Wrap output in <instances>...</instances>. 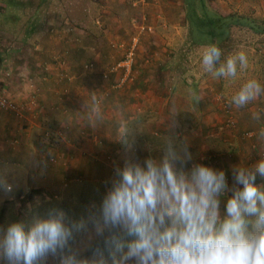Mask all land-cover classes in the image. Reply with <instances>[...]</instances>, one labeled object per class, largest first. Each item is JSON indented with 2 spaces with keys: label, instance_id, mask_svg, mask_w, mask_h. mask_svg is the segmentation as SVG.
<instances>
[{
  "label": "crops",
  "instance_id": "crops-1",
  "mask_svg": "<svg viewBox=\"0 0 264 264\" xmlns=\"http://www.w3.org/2000/svg\"><path fill=\"white\" fill-rule=\"evenodd\" d=\"M116 1L117 26L112 36L117 37V43L129 33L130 26L125 25V20L128 22L137 11L146 9L153 23L152 32L141 37L133 83L111 90L110 83L99 77L110 61L106 41L111 36H98L93 42L98 46L89 48L81 44L88 43L89 38L81 36L83 42L79 44L76 34L64 28L59 37L40 34L39 50L29 53L31 72L35 75L32 86L19 77L17 64L9 68L6 80L9 94L18 102L32 97L33 105L15 114L19 119L11 121L1 118L0 111V172L6 174L0 175V180L5 181L0 184V227L20 222L27 231L35 218H45L53 209L63 210L70 222L86 216L88 205L99 201L104 181L113 173H104L103 169L122 162L124 146L116 140L120 122H126L134 133L141 159L148 155V149L158 153L169 136L192 142L197 126V133L205 136L202 144H194L190 151L199 157L196 149L200 150L201 145L202 149L209 132L215 130L214 120L222 118L218 106L221 103L215 96L222 93L218 92L220 79L205 72L201 63L206 44H192L183 32L185 0ZM236 1L244 4L243 0ZM261 3L264 6V0ZM1 47L0 60L5 55ZM120 53L117 44V57ZM87 61L96 64L94 71L83 68ZM93 95L101 109L99 119L91 112ZM222 99L227 100L224 96ZM46 128L53 129L47 136ZM84 134L106 136L102 144L96 138L88 141ZM241 161L244 167L247 160ZM81 169L96 173H79ZM227 180L230 186L233 179L227 176ZM8 183L11 191L3 188ZM255 183L261 185L264 179L258 177ZM224 210L222 199V213ZM132 239L124 237L125 243ZM79 241L77 235L73 246ZM85 255L91 256V252ZM0 264L7 262L2 260ZM48 264H56L55 259L50 256Z\"/></svg>",
  "mask_w": 264,
  "mask_h": 264
},
{
  "label": "clouds",
  "instance_id": "clouds-1",
  "mask_svg": "<svg viewBox=\"0 0 264 264\" xmlns=\"http://www.w3.org/2000/svg\"><path fill=\"white\" fill-rule=\"evenodd\" d=\"M221 57L216 44L204 46L203 70L215 78H235L238 66L241 71L248 66L243 51ZM262 92L256 79H248L230 104L244 108ZM91 100L92 115L99 119V102L95 95ZM252 117L259 121L261 113ZM117 131L122 162L114 165L86 216L70 222L63 210L53 209L27 231L20 222L0 227V259L7 264H48L50 256L56 264H264V184L255 183L257 174L264 179V149L252 167L232 168L230 187L225 171L201 162L203 156L198 161L182 139L169 136L158 153L148 149L141 159L127 123L120 122ZM257 135L264 141V127ZM77 235L79 244L73 246ZM125 236L134 239L125 243Z\"/></svg>",
  "mask_w": 264,
  "mask_h": 264
},
{
  "label": "rangeland",
  "instance_id": "rangeland-1",
  "mask_svg": "<svg viewBox=\"0 0 264 264\" xmlns=\"http://www.w3.org/2000/svg\"><path fill=\"white\" fill-rule=\"evenodd\" d=\"M20 2H22L24 6L20 7L19 9L17 7L10 8V10H8L7 7L5 8L6 10L0 8V22L4 18H8L6 19L4 26L5 32L3 31L2 36L4 44L1 47L5 55H2L3 58L0 60V64H4L8 68L14 66V64H17L20 70L18 72L19 74L17 72L16 73L19 75V77L22 76L21 78H23L27 84L31 83L35 78V75L32 74L33 71L31 72L30 68L32 56L29 53H31V51L33 52L39 50L37 48H39L40 39L38 38L40 37V34H51L53 37H59L58 35L62 33L61 29L63 27L66 32L70 34H76V37L78 38L77 43L79 42V44L83 42L81 41V36H84V38H89L90 41L88 43H81L84 46H88L89 48L98 46L97 42L95 44L93 43L96 41L98 36H111L110 39L106 41L108 43L106 46L108 47L107 49L109 51L107 56H110V61L104 65L102 68L104 70V68H108L109 65L113 64L121 57L123 48L120 45L125 44L131 34L136 32L135 28L132 26L133 18H141L144 15L147 22L146 24L150 23L149 25H153V23L151 24L150 22V14L148 13V16L146 14V9H144V11H137V14L130 16L128 22L125 20V25L130 26L129 33L128 35H123L124 38L121 37V40H119L117 43V37L112 36L114 35L112 33H114L115 26H117L116 0H62L61 8L58 7L59 5L48 7L45 11L41 10L42 15L40 11L35 10L36 0H22ZM0 3L4 2H1L0 0ZM243 3V5L239 4L236 0H202L205 16H216L218 14L222 15L228 13H233L236 17L251 16L253 19H250L252 21L251 23H253L255 26L257 25L256 27L259 29L256 31L244 19L239 18H237V21L229 26L227 34H231L233 36L232 41L235 43V49L232 50L228 55H234L240 51H243L247 56L248 66L243 71H241L238 66L237 76L234 78V81L228 80V82L225 83L221 81L218 82L220 85L223 83L222 85L224 86L223 91H221V87L218 90V92L222 93L215 94L217 102L221 103L218 106H220L219 113L221 114L219 115H222L220 116L222 118L219 119L218 117L214 120L216 122V124H214L215 130L209 132L208 135L210 136L205 138L203 142V148L201 149V145L200 150L196 149V153H199V157L194 155L198 159L203 156V161L207 162V165H210L216 169H223L229 179H233L232 168L239 165L241 167V159L244 161L247 160V164H250H244V167L250 168L260 159V154L262 149H264V141H260L257 135L258 129L260 127H264V92H262L257 100L240 109H237L232 104H230V99L228 96V94H231L238 85L240 87V84L245 83L248 79H256L261 84V87L264 88V35L259 33V31L264 32V6L261 3V0H243ZM185 9L186 8L183 6L182 12L184 17L181 19V23L182 27L184 28L183 32L186 33V37L188 39L189 25L188 22H186L187 19ZM202 14L203 13H200V15ZM257 18L259 19V22H257ZM68 19L73 24L80 26V28L82 27L85 33L77 32L71 29L69 30L68 26H66L64 24L65 22H63ZM150 32L143 33L142 36L149 35ZM189 37L191 42H193L196 39V32H192V35ZM258 43L262 45H258ZM117 44H119L121 49V53L118 55V57ZM101 46H104V44H101ZM139 51L140 48H138L136 58ZM18 56H20V58H18ZM59 60L60 64H63L62 58ZM86 65H90V67H86ZM83 68L85 70L92 69V71H94L96 69V64L92 63V61H87L84 62ZM20 73L24 75H21ZM99 74V77L101 78L103 74L102 71L99 72ZM115 77L116 75L111 74L107 80H104L110 83L115 79ZM62 79L64 80V78ZM109 87L111 90H117V88H112L110 85ZM218 94H220L221 97H219ZM222 96H224V98L227 100H223ZM0 111L3 112V114H1V118H8L10 121L13 119L16 120V118L19 119V117H17L13 112H6L4 110ZM253 112H260L261 120H254L252 117ZM206 122H209V120H206ZM206 122L205 124H207ZM51 130L53 131V129L50 128L44 129V135L47 136L46 132L50 133ZM195 131L196 133L191 136V139L194 142H190L189 140L190 147L194 146V144H200L203 140V137L205 136L202 135L201 137V134L197 133V126ZM199 131L200 130H198V132ZM246 131H252L253 135H246ZM212 134L215 137H213ZM84 136L88 141L91 139L92 142L94 138H96L97 142L100 139L101 143L103 144L104 137L106 135L84 134ZM64 137L70 138L68 135H65ZM186 137L189 136L187 135ZM110 138H114V135ZM110 138L108 140H110ZM69 140L73 142L74 138L72 137ZM191 152L193 154L195 153L194 151ZM111 171L113 172V168L110 167L103 169L104 173H111ZM79 173L85 174L96 172H93L92 170L85 171L81 169V172ZM3 174L4 173L0 172V175ZM76 176L82 175L77 174ZM258 177L259 176H257V178ZM232 184L233 181H231L230 187ZM9 185L10 183L6 184L3 188L8 191L7 189L10 187ZM0 219H2V216H0ZM2 260L3 259H0V262H2Z\"/></svg>",
  "mask_w": 264,
  "mask_h": 264
},
{
  "label": "trees",
  "instance_id": "trees-1",
  "mask_svg": "<svg viewBox=\"0 0 264 264\" xmlns=\"http://www.w3.org/2000/svg\"><path fill=\"white\" fill-rule=\"evenodd\" d=\"M20 1L22 0H1V2H4L6 4V6L4 3H0V6H1L0 8L6 10L5 8L7 7L8 10H10V8L17 7L19 9L20 7L24 6L23 3ZM57 5H59L58 7L61 8L62 0H36L35 10L40 11L42 15L41 10L45 11L48 7L57 6ZM185 8H186L185 9L186 19H187L186 22H188V25H189L188 34L190 36L192 35V32H196V39L194 40L195 42L194 41L191 42L189 36H188V41L196 45L216 44L222 51V57H221L222 61L228 56V54L232 50L235 49L234 48L235 43L232 41L233 36L231 34H227V31L229 29V26L235 21H237V18L244 19L256 31L259 30L256 27L257 25L255 26L253 23H251L252 22L251 20H253L251 16L236 17L235 14L233 13L222 14V15L218 14L216 16H209V15L205 16L204 8L202 5V0H185ZM200 13H203V14L200 15ZM4 19L1 20L0 22L1 24L0 30L2 32L3 31L5 32L4 26L6 23V19L8 18H4ZM258 20L259 19L257 18V22H259ZM63 22H65L64 24L68 26L69 29L77 31V32L85 33L82 27L80 28V26L73 24L69 19ZM259 33L264 35L263 31L262 32L259 31ZM3 44H4V40L2 39L0 47ZM6 80H8V77L5 79V81L0 82V84L6 87L8 85V84L6 85V82H7ZM228 80L234 81V78H224V77L220 78V81L223 83L228 82ZM222 84L220 85L221 91L224 90V86ZM241 85L242 83L240 84V87ZM240 87L238 85L237 88L231 94H228L229 99H231V96L235 94L239 90Z\"/></svg>",
  "mask_w": 264,
  "mask_h": 264
},
{
  "label": "built area",
  "instance_id": "built-area-1",
  "mask_svg": "<svg viewBox=\"0 0 264 264\" xmlns=\"http://www.w3.org/2000/svg\"><path fill=\"white\" fill-rule=\"evenodd\" d=\"M146 23L147 22L144 16H142L141 18L136 17L132 19V26L133 28H135L136 32L134 34H131L125 44L120 45L123 48L121 57L116 62L109 65L108 68L103 72L102 77L105 80H107L111 74L116 75L115 79L110 82V86L112 88H122L127 84H131L135 81V60L138 48H140L141 36L143 33L150 32L153 30V27ZM2 36L3 32L0 30V45L1 40L3 39ZM86 67H90V65H86ZM9 75V68L6 67L4 64H0V82L5 81V79ZM29 85L32 86L33 83L31 82ZM32 105V97H28L24 101L18 102L12 98L7 88L4 85L0 84V110H4L6 112H13L14 114L19 115L21 114L22 110ZM48 133L49 132H46L47 135ZM245 134L251 136L253 135V132L246 131Z\"/></svg>",
  "mask_w": 264,
  "mask_h": 264
}]
</instances>
